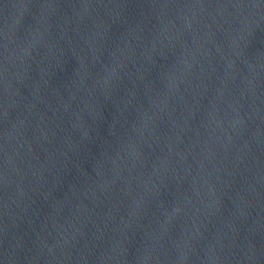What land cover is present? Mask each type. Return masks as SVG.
<instances>
[{
    "label": "water",
    "instance_id": "obj_1",
    "mask_svg": "<svg viewBox=\"0 0 264 264\" xmlns=\"http://www.w3.org/2000/svg\"><path fill=\"white\" fill-rule=\"evenodd\" d=\"M0 264H264V0H111L15 187Z\"/></svg>",
    "mask_w": 264,
    "mask_h": 264
}]
</instances>
